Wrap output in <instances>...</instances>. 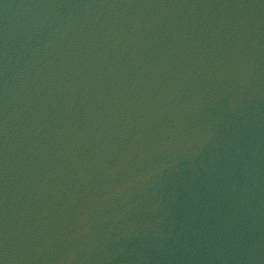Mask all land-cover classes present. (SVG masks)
Instances as JSON below:
<instances>
[{
	"label": "water",
	"instance_id": "obj_1",
	"mask_svg": "<svg viewBox=\"0 0 264 264\" xmlns=\"http://www.w3.org/2000/svg\"><path fill=\"white\" fill-rule=\"evenodd\" d=\"M3 264H264V0H0Z\"/></svg>",
	"mask_w": 264,
	"mask_h": 264
},
{
	"label": "snow or ice",
	"instance_id": "obj_2",
	"mask_svg": "<svg viewBox=\"0 0 264 264\" xmlns=\"http://www.w3.org/2000/svg\"><path fill=\"white\" fill-rule=\"evenodd\" d=\"M0 264H3V262H2V261H0Z\"/></svg>",
	"mask_w": 264,
	"mask_h": 264
}]
</instances>
